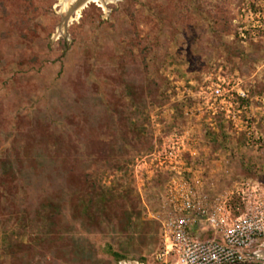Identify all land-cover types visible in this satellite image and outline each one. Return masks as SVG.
I'll return each instance as SVG.
<instances>
[{
    "label": "rangeland",
    "instance_id": "374dc122",
    "mask_svg": "<svg viewBox=\"0 0 264 264\" xmlns=\"http://www.w3.org/2000/svg\"><path fill=\"white\" fill-rule=\"evenodd\" d=\"M73 7L0 0V264H174L175 192L264 183V0Z\"/></svg>",
    "mask_w": 264,
    "mask_h": 264
},
{
    "label": "built area",
    "instance_id": "2783aa9c",
    "mask_svg": "<svg viewBox=\"0 0 264 264\" xmlns=\"http://www.w3.org/2000/svg\"><path fill=\"white\" fill-rule=\"evenodd\" d=\"M223 96L220 86L212 90ZM160 220L158 259L174 264H264V183L250 178L211 195L181 189Z\"/></svg>",
    "mask_w": 264,
    "mask_h": 264
},
{
    "label": "bare ground",
    "instance_id": "6f19581e",
    "mask_svg": "<svg viewBox=\"0 0 264 264\" xmlns=\"http://www.w3.org/2000/svg\"><path fill=\"white\" fill-rule=\"evenodd\" d=\"M61 3L63 4V8L68 9L69 4L75 3V7H73L74 10H78L82 7L85 6V4L89 3V2H95V3H100L103 5V3H108V2H112L115 0H82L83 2H81V0H60ZM80 1V2H79ZM79 3V5H77ZM71 8V7H70ZM74 13V12H73ZM78 13V12H77Z\"/></svg>",
    "mask_w": 264,
    "mask_h": 264
},
{
    "label": "water",
    "instance_id": "95a60500",
    "mask_svg": "<svg viewBox=\"0 0 264 264\" xmlns=\"http://www.w3.org/2000/svg\"><path fill=\"white\" fill-rule=\"evenodd\" d=\"M80 2V1H79ZM83 1L81 0V2L80 3H82ZM77 5H79V3L77 4ZM73 9V8H72ZM74 10V9H73Z\"/></svg>",
    "mask_w": 264,
    "mask_h": 264
}]
</instances>
